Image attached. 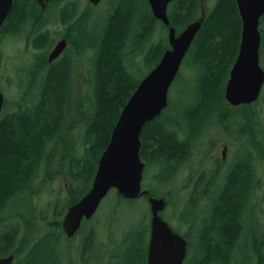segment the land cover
I'll use <instances>...</instances> for the list:
<instances>
[{
    "label": "trees",
    "instance_id": "16d2710c",
    "mask_svg": "<svg viewBox=\"0 0 264 264\" xmlns=\"http://www.w3.org/2000/svg\"><path fill=\"white\" fill-rule=\"evenodd\" d=\"M62 2L63 0H54L51 5L57 6ZM199 4L200 0H174L171 3L169 16L178 32L197 19ZM78 13L76 6L65 5L59 13H56L52 25L61 22L73 28L72 25L76 23L79 26L76 29V35H72V38L76 40L72 41L73 44L77 45L80 39L91 45L86 27L82 24L87 20L88 15L84 18L78 16ZM136 15L135 0H116L98 42L92 45H97V49L93 52L95 53L93 102L86 106L87 114L83 118L86 131L85 153L82 157L74 158V150L71 151L68 147L70 124L62 128L66 122L70 123L65 118L68 111L82 113V107L67 108L71 100L69 94L63 92L65 85H68L69 76L66 58L58 66L50 69L49 74L43 78L40 95L32 105L20 104L18 110L3 111V115L0 116V211L6 208L15 196L31 189L30 181L32 176H35L37 163L38 166L42 162L47 163V176L44 180L46 181L60 175L59 172L53 173L51 170L56 163L61 164L63 170L65 163L69 162L67 169L69 198L51 223L54 225V231L47 232L37 240L23 238L16 244L19 228L10 226L6 228L0 225V257L14 254L16 258L14 264H57V259L58 262L60 261L61 245L65 235L61 220L67 209L78 202L91 188L100 157L110 141L118 117L138 84L145 77L138 80L133 75L126 62L127 56L137 57L134 50H139L145 65H152V70L168 48L163 40L157 44H151L149 51H146V43L137 49L134 43L131 44L134 34L136 37L139 36L135 32L137 28L142 32L145 31L141 16ZM48 23L50 22L46 17L39 12L37 0H15L14 8L0 32V77L5 61V53L1 46L3 39L7 36H28V43L33 49L45 52L54 41ZM263 23L264 16L260 25L261 63L262 59L264 61L262 58L264 54ZM241 30L242 21L236 0H215L189 52L193 56L191 67L195 69L199 86L195 95L196 105L188 106L182 112V119L188 125L187 138L180 137L178 126L172 125L171 128L166 126L165 111L160 117L148 123L142 131L141 157L146 167L159 166L156 176L159 183H171L178 176L183 165L191 158L195 143L191 141L190 133L200 135L204 122L211 112L219 107L226 108L225 85L239 51ZM152 34L153 29L150 30V36ZM43 70L35 71L34 78L39 80ZM262 100L264 101V97ZM258 102L243 105L234 112L222 114L221 119L227 121V129L230 130L234 127L229 126L228 122L236 117L239 119L238 123L234 124L237 127L235 130L247 135L255 150L246 149L245 155L231 168L233 172L226 176L225 181L223 180L225 183L216 192L215 198L205 206L206 216L199 228L197 252L194 256L196 260L187 264H229L238 251L241 252L245 264L252 261L264 264V237L262 240L258 239L257 231L253 233V238L251 234L248 237L245 236L247 244L241 245L242 238L246 234L247 215L257 207L256 205L251 207L258 186L253 167L255 153L259 154L258 146L260 145L255 139L257 132L264 135L262 128L255 127L258 124V115L255 111ZM60 139L61 147L55 148L53 153L48 152L49 146ZM260 150L264 152L262 146ZM191 183L195 184V187L183 208V222H187L184 214L190 211L198 214L204 209L199 207L200 202L204 201L201 197L203 176L198 180L192 177ZM154 191L150 189L153 196L156 193ZM117 196L123 201H135L124 199L118 193ZM161 197L165 198L169 205L168 198ZM145 198L148 200L147 196ZM261 201L264 203V197ZM260 205L258 208L261 209ZM261 213L264 216V208L261 209ZM140 227L141 230L137 231V234L132 232L133 241L125 256L121 258L120 264H144L150 227L144 221ZM88 235L96 238L93 229L88 232ZM261 235L264 236V232ZM85 244L86 249L89 244L88 238ZM21 258H24L23 262L19 261Z\"/></svg>",
    "mask_w": 264,
    "mask_h": 264
},
{
    "label": "rangeland",
    "instance_id": "374dc122",
    "mask_svg": "<svg viewBox=\"0 0 264 264\" xmlns=\"http://www.w3.org/2000/svg\"><path fill=\"white\" fill-rule=\"evenodd\" d=\"M115 1L116 0H102L99 5L93 6L89 4V0H63L60 5H51L42 13L44 17L46 16L47 19H50L47 21L50 22L48 24L52 30V38L54 39L52 42L53 44L59 40L58 38L60 36H66L69 39V55L66 56V60L68 61L66 67L69 73L68 85H65L63 92L64 94H69L71 100L67 104V108L74 109L75 107H82V113H71L68 111L65 114V118L67 119L66 121L70 123L66 122L62 128L64 129L67 127L66 125L70 124L68 147L71 151L74 150L73 157L76 159L82 157L83 153H85L84 135L86 126L83 118L87 114L86 106L93 102L92 89L94 85L93 74L95 64V53L93 52L97 49V45H92L96 41L98 42V38L102 33L108 14ZM214 2L215 0H202V4L205 5L208 14L213 8ZM68 4L78 8V16L85 18L88 15L87 20L82 24L86 27L87 36L91 45L86 44L80 39H78L77 45L73 44L72 41L76 40L72 38V35L76 33V29L79 26L76 23L72 25L73 28L68 25H63L61 22L52 25V21L56 18V13H59L60 9ZM143 7V4L139 2L138 8L142 14ZM199 15L200 8H198L196 18ZM149 24L151 25L146 35L147 38L146 36H142L143 33L138 28L135 31L139 36L136 37V34H134L131 44L134 43L136 49L143 47L144 43H147V41L149 44L146 47L159 40H163L166 45L168 44V31L165 30L163 25L155 21ZM262 27L264 28V23ZM151 29H153V34L150 36ZM25 37L26 36H7L1 42L2 49L5 53V61L0 77V91L5 94L4 112L16 111L19 109L20 104L32 105L40 95V87L42 86L43 78L46 77L50 69H52L49 66L45 67L43 61H46L53 44L45 52L38 51L29 45L28 36ZM86 47L88 49H86ZM134 53L135 56H139L132 57V55H129L127 56L126 62L129 70L140 80L151 71L152 65H145V61L142 59L139 50H134ZM75 57L79 58L74 60L73 58ZM185 58L179 74L170 88L169 106L164 112L166 126L169 128H171L172 125L178 126L181 138H186L188 136V125L182 119V112L186 107L196 105L195 95L199 86L195 69L191 67L193 56L188 53ZM262 58H264V54H262ZM61 61L62 59L55 64V67L58 66ZM261 65L264 66L263 59ZM40 69L44 70L39 81L34 78V72ZM263 97L264 87L261 97L258 100L259 102L255 106V111L258 115V124L255 127L257 129L262 128V130H264ZM238 108L232 107L226 101V108L219 107L211 112L208 119L204 122L205 124L201 130V134L197 136L198 138L196 137L197 142L195 143V149L192 152L191 158L171 183L161 184L156 179L160 169L158 165H153L149 168L146 167L144 171V188L151 189L152 191L156 190L154 191L156 192L154 193L155 197L164 196L169 200V205L161 214L162 217L189 242L188 256L184 264L193 263L196 260L194 256L197 252L200 234L199 228L206 216L204 213L206 210L205 206L211 202L207 199L201 201L199 207H203L204 209L198 214L193 211L184 214V218L187 222L182 221L183 208L190 197L191 191H193L195 187V184L191 183V179L194 176L198 177V171L202 170L201 168L198 170L195 169L197 166L195 162L199 160L201 163L206 159L215 160L216 158H221L224 162L223 166H231L232 168L237 160L245 155L246 149L255 150V147L251 145L252 141H250V138L235 130L237 127L234 124L238 123L239 120L237 117L231 122H228L229 126L234 127V129L231 130L227 129V121L221 119L223 113L227 114L231 111L234 112L238 110ZM61 141V139L54 141L47 149L48 152L53 153L55 148L59 149L62 145ZM191 141L195 142V140ZM255 141H258V144L264 149V135L261 132H257ZM225 145L228 146V150L223 159L222 151ZM260 146H258L259 154L255 153L253 167L255 176L258 179V186L256 188L257 191L254 201L251 203V207L253 205L257 207L251 210L247 215L246 234H244L241 241V245L243 246L247 244L245 242V236L248 237V235L251 234V238H253L254 232L256 231L258 239L261 238L260 240H262L264 237L261 235V233L264 232V216L261 213V209L263 210L264 208V203L261 201L264 197V152L260 150ZM47 167V163L45 162H42L39 166L37 163L35 172L37 171L38 173L36 172L35 176L31 178L32 180L30 183L32 187L29 189L31 191L27 190L24 194L15 196L7 207H4L3 210L0 211L1 226L5 221L6 228L8 226L19 228L16 244L23 238H25L24 240H37L47 232L54 231V225L51 223L55 220V215L62 209L69 198V194L67 193L69 183L67 169L69 168V162L65 163L63 170L61 164L56 163L51 170L53 173L59 172L60 175L55 177V179L51 178L50 180L44 181L47 176ZM203 170L205 171V169ZM43 182H45V184ZM221 184L222 179L220 178L219 185ZM74 185L76 186L75 183ZM219 189H221V186ZM215 190H217V187ZM215 190L212 189L211 192L216 194L217 191ZM259 205L261 209L258 208ZM194 214L196 215L194 216ZM143 221L150 227L151 211L148 200L145 197H141L134 202L123 201L118 198L117 191L112 190L102 201L94 217L90 220L83 221L76 236L69 239L64 235L60 251V264H117V262L122 261L121 258L125 256L128 248L131 246V242L133 241L132 232L137 234V231L141 230L140 224ZM92 229L95 231L96 238L93 240V243L90 246H88V244L85 249L84 245H86L87 238L89 239L90 237L88 232ZM22 259L23 258L19 261ZM253 260L256 259L253 258ZM258 263L259 262L252 261L248 264ZM229 264H245L240 251L235 254L233 261Z\"/></svg>",
    "mask_w": 264,
    "mask_h": 264
},
{
    "label": "water",
    "instance_id": "95a60500",
    "mask_svg": "<svg viewBox=\"0 0 264 264\" xmlns=\"http://www.w3.org/2000/svg\"><path fill=\"white\" fill-rule=\"evenodd\" d=\"M54 0H37L41 11ZM102 0H89L97 6ZM154 17L169 27L167 49L160 62L138 84L121 111L112 131L110 141L103 151L98 169L89 191L71 205L62 220L67 238H73L84 220L97 213L102 201L112 191L127 200L148 197L151 211L150 238L147 264H183L188 255L189 243L162 217L167 208L163 197L151 195L144 189L145 163L141 157V135L144 127L160 117L169 106V91L176 80L182 63L205 20V13L189 23L177 34L171 26L168 7L174 0H147ZM242 21L241 40L236 60L225 85V100L234 108L257 102L264 87V68L260 50L261 19L264 0H236ZM15 0H0V31L14 8ZM65 38L60 40L49 55V62L56 60L67 48ZM5 104V94L0 91V116ZM227 147L224 149L225 158ZM15 255L0 257V264H13Z\"/></svg>",
    "mask_w": 264,
    "mask_h": 264
},
{
    "label": "flooded vegetation",
    "instance_id": "af4514ba",
    "mask_svg": "<svg viewBox=\"0 0 264 264\" xmlns=\"http://www.w3.org/2000/svg\"><path fill=\"white\" fill-rule=\"evenodd\" d=\"M214 1V0H213ZM135 2H136V14H137V16L138 15H142L141 16V21H142V24L144 25V28L143 29H145V31H143L142 33H143V37H145L146 35H147V33H148V31H149V28H150V22H156V23H158V24H161V25H163V27L165 28V30H167L168 31V34H169V27H167V26H165L161 21H159V20H157L155 17H154V15H153V12H152V9H151V6H150V4H149V2L147 1V0H135ZM142 3L143 4V14L142 13H140V10H139V8H138V3ZM38 4V3H37ZM39 5V4H38ZM170 5H171V3H170ZM169 5V6H170ZM49 6H51V3L49 4ZM48 6V7H49ZM47 7V8H48ZM199 8H200V15L197 17V19L196 20H198L204 13H205V15H206V17L208 16V12H207V9H206V7H205V5L204 4H202V0H200V4H199ZM138 9V10H137ZM46 10V9H45ZM44 10V11H45ZM44 11H41V8H40V6H39V12L40 13H43ZM139 11V12H138ZM142 12V11H141ZM168 13H169V7H168ZM46 17V16H45ZM46 19H47V17H46ZM47 20H50V19H47ZM195 20V21H196ZM170 22H171V20H170ZM171 26L172 27H174L173 25H172V22H171ZM175 28V27H174ZM185 28H186V26H185ZM184 28V29H185ZM183 29V30H184ZM2 30V29H1ZM183 30H181L180 32H182ZM1 32V31H0ZM180 32H178L177 31V34H179ZM63 38H65L66 40H67V43H68V46H67V48H66V50L56 59V60H54V61H52V62H49L48 61V59H49V55H50V53L52 52V50L55 48V46L57 45V43L60 41V40H62ZM146 38H147V36H146ZM145 38V39H146ZM59 40L58 41H56L54 44H53V46L51 47V49H50V51H49V54H48V56H47V59H46V61L44 62L43 61V65L45 66V67H51V68H54L55 67V64L58 62V61H60L61 59H62V61L61 62H63L64 61V59L66 58V56L67 55H69V53H68V51H69V49H68V47H69V39L66 37V36H60L59 38H58ZM143 41V40H142ZM160 41V40H159ZM159 41H156V43H154V44H157V43H159ZM141 42V41H140ZM164 43V42H163ZM147 45L149 44L148 43V41H147V43H146ZM166 44V43H165ZM168 48H166L165 49V51L167 50V49H169L170 48V45H169V41H168ZM193 45V44H192ZM192 47V46H191ZM149 48H150V45L147 47V49H146V51L148 50L149 51ZM190 50H191V48H190ZM190 50H189V52H190ZM164 51V52H165ZM164 52H163V54H164ZM188 52V53H189ZM188 53H187V55H188ZM163 54H162V56H163ZM145 55V54H144ZM187 55H186V57H187ZM139 56V55H138ZM162 56H161V58H162ZM68 58V57H67ZM77 58H79V57H75V58H73L74 60H76ZM161 58L158 60V62L156 63V65L154 66V67H156L157 66V64L160 62V60H161ZM38 59V58H37ZM143 59V58H142ZM186 59V58H185ZM184 59V60H185ZM68 60H69V58H68ZM3 113V112H2ZM1 115H3V114H1ZM191 134V140H195V142L194 143H196L197 142V136L198 135H194V134H192V133H190ZM195 137H197V138H195ZM187 138V137H186ZM186 138H182V139H186ZM227 147V150H228V146L227 145H225L224 146V149ZM194 149H195V147H192V152L194 151ZM224 149H223V151H222V155H223V152H224ZM227 152V151H226ZM224 159V158H223ZM145 163V162H144ZM187 164V163H186ZM185 164V165H186ZM195 164L197 165L196 167H195V169H199V168H201L202 170L201 171H198V177H193V179H196V180H198L201 176H203V184L201 183V186H203V190H202V193H201V197H203V199L204 200H212L213 198H215L214 196L216 195V194H214V193H212L211 192V190L213 189V190H215L216 189V187H217V190H215V191H217L218 192V190H219V187L221 186L222 187V185H224V183L225 182H223V180L225 181V179H226V176L230 173V172H233V170L231 169V166L229 167V166H223V164H224V162L222 161V159L221 158H216L215 160H213V159H206V160H203L201 163L199 162V160H197L196 162H195ZM145 165H146V163H145ZM185 165H183V167L185 166ZM182 167V168H183ZM182 168H181V170H182ZM145 169H146V167H145ZM203 169H205V171L203 170ZM180 170V171H181ZM169 173V172H168ZM180 173V172H179ZM220 178L222 179V184L221 185H219L220 184ZM51 179V178H50ZM50 179H48V180H50ZM144 187V186H143ZM145 189V188H144ZM5 226V221L3 222V227ZM76 236V235H75ZM96 237V236H95ZM71 239V238H70ZM93 240H94V237L93 236H90L89 237V245L88 246H90L92 243H93ZM148 246H149V242H148ZM147 254H148V247H147ZM15 261H16V258H15ZM14 261V262H15ZM22 262L24 261V258L21 260ZM120 262H122V261H119V262H117V264H120ZM57 263H59L60 264V261L58 262V259H57ZM148 263V255L145 257L144 256V264H147ZM184 263H185V261H184ZM183 263V264H184ZM14 264V263H13ZM68 264H70V263H68Z\"/></svg>",
    "mask_w": 264,
    "mask_h": 264
},
{
    "label": "bare ground",
    "instance_id": "6f19581e",
    "mask_svg": "<svg viewBox=\"0 0 264 264\" xmlns=\"http://www.w3.org/2000/svg\"><path fill=\"white\" fill-rule=\"evenodd\" d=\"M168 16H169V13H168ZM169 19H170V16H169ZM151 25V24H150ZM132 30V29H131ZM135 30V29H134ZM229 35V34H228ZM129 38V37H128ZM237 39V38H236ZM125 61V60H124ZM125 63V62H124ZM126 66V65H125ZM23 111V110H22ZM25 111V110H24ZM70 153V152H69ZM201 155V154H200ZM37 172V171H36ZM35 172V173H36ZM38 173V172H37ZM34 174V173H33ZM72 182V181H71ZM78 185V184H77ZM75 186V185H74ZM177 204V203H176Z\"/></svg>",
    "mask_w": 264,
    "mask_h": 264
}]
</instances>
